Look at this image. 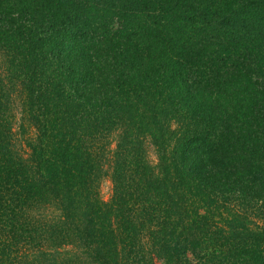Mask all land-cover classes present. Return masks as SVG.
Here are the masks:
<instances>
[{
	"label": "trees",
	"instance_id": "16d2710c",
	"mask_svg": "<svg viewBox=\"0 0 264 264\" xmlns=\"http://www.w3.org/2000/svg\"><path fill=\"white\" fill-rule=\"evenodd\" d=\"M0 264H264V0H0Z\"/></svg>",
	"mask_w": 264,
	"mask_h": 264
},
{
	"label": "rangeland",
	"instance_id": "374dc122",
	"mask_svg": "<svg viewBox=\"0 0 264 264\" xmlns=\"http://www.w3.org/2000/svg\"><path fill=\"white\" fill-rule=\"evenodd\" d=\"M112 185L108 179H103L101 183V193L105 200H109L111 196Z\"/></svg>",
	"mask_w": 264,
	"mask_h": 264
}]
</instances>
